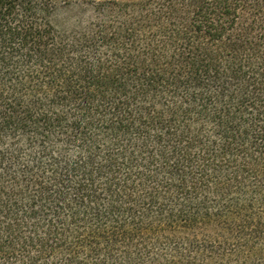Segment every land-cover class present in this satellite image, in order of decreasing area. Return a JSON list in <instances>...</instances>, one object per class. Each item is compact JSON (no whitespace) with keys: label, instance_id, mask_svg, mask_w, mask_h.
<instances>
[{"label":"trees","instance_id":"16d2710c","mask_svg":"<svg viewBox=\"0 0 264 264\" xmlns=\"http://www.w3.org/2000/svg\"><path fill=\"white\" fill-rule=\"evenodd\" d=\"M0 0V264H264V0Z\"/></svg>","mask_w":264,"mask_h":264},{"label":"rangeland","instance_id":"374dc122","mask_svg":"<svg viewBox=\"0 0 264 264\" xmlns=\"http://www.w3.org/2000/svg\"><path fill=\"white\" fill-rule=\"evenodd\" d=\"M83 0H58L55 22L61 27H71L79 14L76 12L75 3Z\"/></svg>","mask_w":264,"mask_h":264}]
</instances>
